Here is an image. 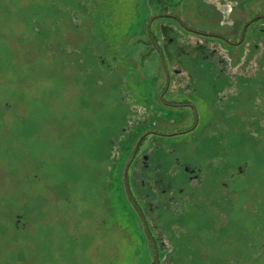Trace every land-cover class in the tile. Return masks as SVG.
<instances>
[{
	"label": "rangeland",
	"instance_id": "obj_1",
	"mask_svg": "<svg viewBox=\"0 0 264 264\" xmlns=\"http://www.w3.org/2000/svg\"><path fill=\"white\" fill-rule=\"evenodd\" d=\"M200 1L0 0V264H151L158 251L164 264H264V44L255 41L260 47L249 52L239 34L227 35L234 45L193 35L214 27L205 7L215 0L203 9ZM263 1L246 4L241 20L264 12ZM175 12L188 30L165 15ZM164 26L191 53L182 51L183 59L202 58L194 51L200 41L234 65L241 61L231 72L257 74L239 108L230 96L216 109L205 77L198 91L211 101L202 102L198 92L165 95L197 105L195 137L191 109L161 108L155 99L165 78L150 34L164 42ZM186 65L202 76L194 61ZM217 66L201 69L211 79L226 77ZM222 80L220 88L228 81ZM139 122L172 134L174 157L203 176L195 189L184 165L157 152L160 174L147 189V201L158 206L153 222L163 232L156 253L130 204L116 197L124 149L114 150L112 141L121 143L134 132L124 129ZM162 190L169 195L154 198Z\"/></svg>",
	"mask_w": 264,
	"mask_h": 264
},
{
	"label": "flooded vegetation",
	"instance_id": "obj_2",
	"mask_svg": "<svg viewBox=\"0 0 264 264\" xmlns=\"http://www.w3.org/2000/svg\"><path fill=\"white\" fill-rule=\"evenodd\" d=\"M254 1L258 0H215L214 2H210L211 4H209L206 0H201V4L199 6H201L202 9L204 8V2H206V4H209L208 8L205 7V9H207L206 12L208 13L210 19L214 20V27H212L213 31H208L207 29H195L194 32L196 33H194L193 35L204 39V41L206 42L216 41L215 43L221 45L224 43L234 45L236 44V42L232 41V39L227 35L231 33L239 34L240 46L244 45L245 48L249 50V52H252L254 50L257 51L260 46L258 44H255L254 42L260 41L264 44V12L260 11L259 13L252 16V19H257L250 23L248 26L246 25L249 21H246L244 23L241 20V17H244L247 14L246 4ZM165 15H167V17L170 19L177 20L183 28L187 29V26H185V24H183V22L181 21V13H165ZM225 19H229V21H226L227 23H225ZM253 25H255L254 29L256 30V35L253 40H248L247 37L250 33V27ZM166 28L167 30L165 29V26L163 27L164 31H167L166 34H168V38L163 37L164 42L162 41V39L158 38L156 34H153V32H151L150 34L152 47L154 51H157L158 55H160L165 78L164 87L157 93L155 99H160V103L157 102V104L161 108H170L174 106L182 108L188 107V109H191L194 115V121L191 125V131L193 132L192 136L195 137L196 131H198L199 126V115H201L197 105L187 101L174 103V101L166 100L165 95L175 92L190 96L198 92L200 93V97L203 99L202 102L205 99L209 101L210 99L206 98L203 92L198 91V83L201 82L198 78L205 77V82L207 81L208 86L211 85L215 94V99L213 100L216 109H219L221 102L227 101L225 104H228L230 101V96L232 97V101H236L237 99V101L234 103V106L235 108H239V106H241V103H239L238 100L242 101L240 95L244 93L243 89L247 87L246 84L247 82H249V79L257 77V74H239V72H231L230 70L236 67V65L239 66L241 61L239 63L237 62L238 64L234 65L230 59L224 58V56L220 54L219 48L216 47L215 49H210L209 51L208 48H205L203 44L197 45V43H200V41H197L194 51L195 54H203V56L201 55L202 58L200 57L198 59H183L182 51L189 56H191V53L189 51H185L186 48L178 43L177 38L170 37L169 31H171V27ZM228 50L230 49L227 48V52ZM187 61H194L197 64V67L200 68L202 76H200L198 73L193 72L192 69L188 67V65H186V63H188ZM250 62L251 53H248L245 59V63L247 65V63L249 64ZM213 64H216V66L218 65L217 67L219 68L221 67V71L225 73L226 77H221L219 75H215L214 73L212 74L211 79L209 78L211 73H209L208 75L203 74V71L206 70H203L201 68L212 67ZM257 66H259L260 70H262L263 65L261 58L257 61ZM221 78H227L228 80L227 82H225L222 88H220V86L218 85L220 82H223V80L221 81ZM229 80H231L232 83ZM242 82L244 83V85H241ZM217 87L220 89L216 91ZM193 99H197V97ZM153 117L155 119L157 118V115L153 114ZM203 117L204 116H202V118ZM149 120L150 116L149 119L144 122L148 123ZM131 127L134 128V132L126 135L123 134L121 136V143H119L117 140L112 141L113 145L115 146L114 150L118 149L121 151V149H124L122 152V158L120 159L121 165L119 166L117 175V192H119L120 195L123 194V192L126 193L133 219H135V222H137V229L139 230V232H141L144 242H150L153 246L154 252L156 253L154 244L161 248L163 232L160 231L159 227L156 226L153 222L155 211L158 207L157 204H153L147 201L150 196L147 189L154 188V177H156L157 174H160V168L157 167L158 163H156V160L153 159L154 157H156L157 152H160V149L162 148L168 154L166 156L167 158H165L167 161L169 160L168 162H172L173 160L174 162L176 161V164L174 166L178 168L181 167V165H184V163H181L180 157H174V155H176V148L174 147V145H172V143L167 141V137L173 136L172 134L156 130V127H158L157 124L145 126V123L143 122L137 123L136 126H127L124 131H127L128 128ZM183 132L184 131H180L179 134ZM158 140H160V142H158ZM125 157H128V160L125 164L127 169L125 168L124 170V172L126 171V178L124 179V173L120 175V167H122ZM182 168H184L186 172L191 173L188 177L189 185H191L192 187L196 186L195 189H201L203 184V176H201L198 170L196 168H190L187 165H184V167L182 166ZM242 171V168H239L237 173H233L231 175V178L234 179L236 175H239ZM171 172L172 170L168 169V174L164 175L163 177L168 176ZM179 174L184 175L183 172ZM164 184L167 185L168 183L164 182ZM223 185L224 191L228 194L230 192V185L225 183ZM155 193L156 196L154 198L156 199H158L159 197L161 199H164L162 194H164V196L168 194L167 190L155 191ZM175 201L176 203H174V205L180 202L179 200ZM180 204L181 203H179V205ZM159 253L160 251H158V254Z\"/></svg>",
	"mask_w": 264,
	"mask_h": 264
},
{
	"label": "trees",
	"instance_id": "obj_3",
	"mask_svg": "<svg viewBox=\"0 0 264 264\" xmlns=\"http://www.w3.org/2000/svg\"><path fill=\"white\" fill-rule=\"evenodd\" d=\"M119 195H120L119 192H117V193H116V197H119ZM120 196L124 199V201L126 200V202L129 203L125 192H123V194H121ZM145 243L147 244V242H145ZM143 244H144V243H143ZM149 253H150V250H149ZM159 262H160V261H159ZM162 263H163V262H162ZM162 263L160 262V264H162ZM151 264H157L156 258H153V259H152ZM163 264H164V263H163Z\"/></svg>",
	"mask_w": 264,
	"mask_h": 264
},
{
	"label": "water",
	"instance_id": "obj_4",
	"mask_svg": "<svg viewBox=\"0 0 264 264\" xmlns=\"http://www.w3.org/2000/svg\"><path fill=\"white\" fill-rule=\"evenodd\" d=\"M257 18H255V19H253V20H251L249 23H247V25L246 26H248L250 23H252L253 21H255ZM157 252V251H156ZM156 258H158V253H156Z\"/></svg>",
	"mask_w": 264,
	"mask_h": 264
}]
</instances>
